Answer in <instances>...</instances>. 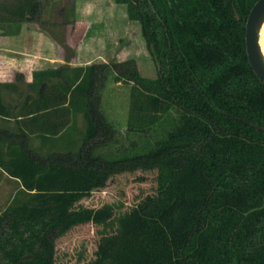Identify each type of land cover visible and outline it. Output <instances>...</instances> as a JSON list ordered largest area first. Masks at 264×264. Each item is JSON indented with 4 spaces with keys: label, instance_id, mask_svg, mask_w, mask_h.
I'll return each instance as SVG.
<instances>
[{
    "label": "trees",
    "instance_id": "trees-1",
    "mask_svg": "<svg viewBox=\"0 0 264 264\" xmlns=\"http://www.w3.org/2000/svg\"><path fill=\"white\" fill-rule=\"evenodd\" d=\"M114 1L140 25L157 76H141L130 60L33 73L18 132H0V168L25 194L0 212V264H56L57 241L85 224L102 229L84 264H264V83L245 51L257 0ZM41 9L40 0H17L0 27ZM108 80L129 83L127 131L159 134L151 148L93 155L114 131L100 108ZM78 112L77 152L28 147L31 134L73 145ZM0 114L8 115L1 101ZM135 172L151 174L154 188L115 227L110 204H79Z\"/></svg>",
    "mask_w": 264,
    "mask_h": 264
},
{
    "label": "rangeland",
    "instance_id": "rangeland-1",
    "mask_svg": "<svg viewBox=\"0 0 264 264\" xmlns=\"http://www.w3.org/2000/svg\"><path fill=\"white\" fill-rule=\"evenodd\" d=\"M40 1L44 3L40 17L44 18L46 22L56 20V23L43 27L57 39L58 44L62 47L63 54L61 53L59 57L64 58V62L72 61L76 64L90 65L94 63H122L130 60L135 63L141 76L145 78L157 76L158 68L141 35L140 25L138 22L128 19L125 5L118 4L114 0ZM16 3L17 0H0V6L2 5L0 15H6V8L9 11L16 6ZM77 5H82L85 9L82 15L76 11ZM61 6L66 9V22L60 13ZM66 24L69 25L67 31ZM3 27H0V36L5 35L7 30L9 32L17 30L13 25H10L7 30H5L6 27ZM69 27L71 28L70 41H66L65 37L68 35ZM131 67L132 65H129V68ZM14 84L15 87L7 89H2L3 85H0V95L9 106L19 102L18 100L23 94L34 92V89L24 84L23 75L19 79H16L15 76ZM99 86L100 108L113 125L114 131L111 140L94 147L93 155L113 158L151 148L159 134L155 135L152 131L141 133L127 131L129 83L108 80L100 83ZM84 125L81 112L76 113L72 133L73 145L67 146L68 142H62V140L55 142L54 149L47 150L48 148L39 146L37 137L30 135L28 147L43 155L55 151L77 152L81 146ZM2 126L14 130V124L9 120ZM142 175L144 176L143 180H140L139 177ZM153 188L154 178L151 174L122 173L109 180L103 189L94 191L90 196L82 199L79 204L89 208L110 204L113 207L112 226L115 227L117 217L135 206L146 194L151 193ZM21 190L18 180L11 177L8 179V186L0 185V212L7 208L15 198L23 199L25 197ZM99 229L101 230L102 227L85 224L70 230L57 241L56 264H84L92 259L99 240Z\"/></svg>",
    "mask_w": 264,
    "mask_h": 264
},
{
    "label": "crops",
    "instance_id": "crops-1",
    "mask_svg": "<svg viewBox=\"0 0 264 264\" xmlns=\"http://www.w3.org/2000/svg\"><path fill=\"white\" fill-rule=\"evenodd\" d=\"M43 5L44 3H42V7ZM52 6H54V3H52ZM59 9L63 16L62 19L66 22V9L64 6H61ZM84 10L82 5H77L76 11H78L80 15H82ZM40 14L36 15L33 19H24L20 21L19 24L16 20L17 18H9L7 22L2 25L6 27L5 30H7L10 25H13L18 31L9 32L7 30L5 35L0 36V85L14 83L16 75H23L24 84L29 87L34 72L53 70L59 67L75 68L89 65L82 63L76 64L72 61V63H66L64 62V58L59 57L61 53L63 54L62 47L58 44L57 39L43 27L51 23H56V20H52L53 22H51V20L46 22L44 18L40 17ZM65 26L67 31V26L69 25L66 24ZM70 29L69 27L68 35L65 37L66 41H70ZM4 88L5 87L2 89ZM27 94L28 93L23 94L21 99L18 100L19 102H16L13 106H9L4 102L0 95L1 103L4 104L8 110V115L0 114V132H18L19 126L17 120L21 119L19 112ZM8 120L14 124V130L9 129L7 126H2V124H6ZM31 135L37 137L39 146L48 148L47 150L54 149L55 142L47 135ZM9 178L10 176L0 168V185H4L5 187L8 186Z\"/></svg>",
    "mask_w": 264,
    "mask_h": 264
},
{
    "label": "water",
    "instance_id": "water-1",
    "mask_svg": "<svg viewBox=\"0 0 264 264\" xmlns=\"http://www.w3.org/2000/svg\"><path fill=\"white\" fill-rule=\"evenodd\" d=\"M264 24V0H257L250 8L245 22V51L252 71L264 83V54L259 45L260 28ZM157 68L159 63L153 54Z\"/></svg>",
    "mask_w": 264,
    "mask_h": 264
},
{
    "label": "bare ground",
    "instance_id": "bare-ground-1",
    "mask_svg": "<svg viewBox=\"0 0 264 264\" xmlns=\"http://www.w3.org/2000/svg\"><path fill=\"white\" fill-rule=\"evenodd\" d=\"M259 45H260V48H261L262 53L264 54V24L260 28Z\"/></svg>",
    "mask_w": 264,
    "mask_h": 264
}]
</instances>
